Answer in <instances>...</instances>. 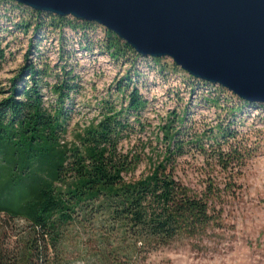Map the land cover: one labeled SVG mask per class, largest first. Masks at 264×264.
<instances>
[{"label":"trees","instance_id":"16d2710c","mask_svg":"<svg viewBox=\"0 0 264 264\" xmlns=\"http://www.w3.org/2000/svg\"><path fill=\"white\" fill-rule=\"evenodd\" d=\"M7 6L23 13L15 24L19 31L28 32L31 27L38 31L45 26L76 32L95 26L0 0V7ZM105 34L112 59L141 57L112 32L105 30ZM31 48L8 86L0 88V225L18 227L21 222L26 227L14 241H7L5 228L0 227V264H54L49 250L57 251L53 258L57 257L73 241L74 226L95 222H103L101 227L119 245L125 243L122 249L127 254L152 250L182 234L208 228L212 223L210 186L199 194L189 190L176 177V161L195 151L221 170L240 169L251 149L241 146L237 137L248 139L250 135L228 121L187 139L185 115L172 114L160 128L164 146L149 174L129 177L138 160L120 152L118 146L131 128L128 116L143 130L140 118L147 106L138 88L130 87L129 73L116 86L125 101L119 109L104 100L99 104V117L78 128L67 142L73 101L81 90L79 77L65 67L52 69L47 62L38 67L28 63ZM59 59H63L61 54ZM3 63L0 50V71ZM50 77L52 83L45 80ZM43 87L49 90L52 102L45 99ZM246 107L264 112V104L239 98L237 105L225 109L234 116Z\"/></svg>","mask_w":264,"mask_h":264},{"label":"rangeland","instance_id":"374dc122","mask_svg":"<svg viewBox=\"0 0 264 264\" xmlns=\"http://www.w3.org/2000/svg\"><path fill=\"white\" fill-rule=\"evenodd\" d=\"M22 14L10 6L0 7V50L4 54L0 88H6L8 80L22 66L23 55L30 45L28 63L38 67L47 62L52 69L72 70L79 77L81 90L73 101L66 136V141L71 142L78 128L99 117L101 102L109 101L117 109L125 102L124 94H117L116 86L129 73L130 87H137L147 101L140 118L143 130L133 122V116H128L131 128L118 146L120 152L138 160L129 177L139 179L149 174L164 146L160 128L172 114L185 115L183 128L189 135L187 139L228 121L236 123L241 133L250 135L248 139L237 137L241 146L246 144L251 149L249 159L240 169L221 170L195 151L176 161V177L189 190L199 194L210 186L212 223L208 228L192 235L182 234L152 250L127 254L122 249L126 244L119 245L108 235V230L101 227L103 222L74 226L73 241L67 242L69 248L65 252L53 258L57 251L49 250L54 264H264V112L246 107L231 116L225 108L237 105L236 96L218 85L197 84L198 80L168 57L112 59L106 45V29L95 23L92 29L76 32L45 26L24 32L15 27ZM45 80L54 81L53 77ZM42 92L46 100L53 101L46 87ZM10 225L0 227L5 228L7 241L10 238L14 241L26 227L21 222L18 227Z\"/></svg>","mask_w":264,"mask_h":264},{"label":"water","instance_id":"95a60500","mask_svg":"<svg viewBox=\"0 0 264 264\" xmlns=\"http://www.w3.org/2000/svg\"><path fill=\"white\" fill-rule=\"evenodd\" d=\"M95 23L138 55L264 104V0H11Z\"/></svg>","mask_w":264,"mask_h":264},{"label":"bare ground","instance_id":"6f19581e","mask_svg":"<svg viewBox=\"0 0 264 264\" xmlns=\"http://www.w3.org/2000/svg\"><path fill=\"white\" fill-rule=\"evenodd\" d=\"M74 19V18H73ZM82 21V20H81ZM178 67V66H177ZM185 72V71H184ZM235 96V95H234ZM241 100V99H240ZM243 101V100H242ZM245 102V101H244Z\"/></svg>","mask_w":264,"mask_h":264}]
</instances>
